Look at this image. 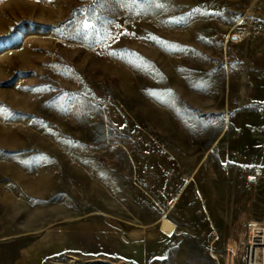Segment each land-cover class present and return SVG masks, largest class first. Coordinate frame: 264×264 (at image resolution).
<instances>
[{
	"label": "rangeland",
	"instance_id": "rangeland-1",
	"mask_svg": "<svg viewBox=\"0 0 264 264\" xmlns=\"http://www.w3.org/2000/svg\"><path fill=\"white\" fill-rule=\"evenodd\" d=\"M263 67L264 0H0V264H243Z\"/></svg>",
	"mask_w": 264,
	"mask_h": 264
},
{
	"label": "built area",
	"instance_id": "built-area-1",
	"mask_svg": "<svg viewBox=\"0 0 264 264\" xmlns=\"http://www.w3.org/2000/svg\"><path fill=\"white\" fill-rule=\"evenodd\" d=\"M260 172L257 166L248 176V181L251 184L259 182ZM250 177H253V180H250ZM245 234L243 264H264V220L249 219Z\"/></svg>",
	"mask_w": 264,
	"mask_h": 264
},
{
	"label": "bare ground",
	"instance_id": "bare-ground-1",
	"mask_svg": "<svg viewBox=\"0 0 264 264\" xmlns=\"http://www.w3.org/2000/svg\"><path fill=\"white\" fill-rule=\"evenodd\" d=\"M173 224L168 219H163L161 224V230L169 233L172 230Z\"/></svg>",
	"mask_w": 264,
	"mask_h": 264
},
{
	"label": "crops",
	"instance_id": "crops-1",
	"mask_svg": "<svg viewBox=\"0 0 264 264\" xmlns=\"http://www.w3.org/2000/svg\"><path fill=\"white\" fill-rule=\"evenodd\" d=\"M261 102L264 103V89H263L262 96H261ZM246 183H247V180H246ZM255 194L264 195V177L262 179L261 185L256 188V193Z\"/></svg>",
	"mask_w": 264,
	"mask_h": 264
},
{
	"label": "water",
	"instance_id": "water-1",
	"mask_svg": "<svg viewBox=\"0 0 264 264\" xmlns=\"http://www.w3.org/2000/svg\"><path fill=\"white\" fill-rule=\"evenodd\" d=\"M236 36L235 35H233V38H235ZM250 180H253V177H250Z\"/></svg>",
	"mask_w": 264,
	"mask_h": 264
},
{
	"label": "snow or ice",
	"instance_id": "snow-or-ice-1",
	"mask_svg": "<svg viewBox=\"0 0 264 264\" xmlns=\"http://www.w3.org/2000/svg\"><path fill=\"white\" fill-rule=\"evenodd\" d=\"M85 27H87V26H89L87 23H85V25H84Z\"/></svg>",
	"mask_w": 264,
	"mask_h": 264
}]
</instances>
